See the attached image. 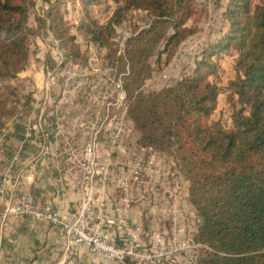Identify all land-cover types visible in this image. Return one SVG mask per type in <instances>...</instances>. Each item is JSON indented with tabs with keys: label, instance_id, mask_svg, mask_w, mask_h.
I'll return each instance as SVG.
<instances>
[{
	"label": "trees",
	"instance_id": "trees-1",
	"mask_svg": "<svg viewBox=\"0 0 264 264\" xmlns=\"http://www.w3.org/2000/svg\"><path fill=\"white\" fill-rule=\"evenodd\" d=\"M68 1L44 0L48 6L34 13L30 24L31 0H0V125L17 107L14 86L7 83L10 91L4 95L2 84L26 67L32 38L49 31L78 62L85 56L79 55L77 35L105 47L114 72L124 73L128 112L140 142L180 162L198 218L194 240L205 245L200 263L264 264V0L255 10L253 0H228L225 31L214 45L171 85L147 91L141 87L155 75L153 65L165 68L196 33L190 21L195 0H70L79 1L83 13L73 24L60 12L61 2ZM101 2L106 9L114 5L105 23L94 16ZM137 10L151 20L146 27L134 26L124 53L118 54L114 26ZM233 45L238 51L233 64L242 74L228 82L238 107L226 127L209 119L221 91L220 60ZM47 62L52 65L49 55Z\"/></svg>",
	"mask_w": 264,
	"mask_h": 264
},
{
	"label": "built area",
	"instance_id": "built-area-1",
	"mask_svg": "<svg viewBox=\"0 0 264 264\" xmlns=\"http://www.w3.org/2000/svg\"><path fill=\"white\" fill-rule=\"evenodd\" d=\"M48 37L54 44L52 65L41 58L46 77L43 100L38 105L43 114L46 103L55 100L62 112L50 133L55 154L63 158L65 177L75 186L80 201L68 211L51 203L39 204L30 187L31 173L21 172L9 190L0 189V217L27 216L46 221L57 228L64 253L86 248L96 256L95 264H201L205 245L194 240L196 210L183 197L188 192V181L178 159L140 142V133L128 112L124 73L114 72L104 47L93 48L87 42L91 48L86 60L78 62L66 54L49 31ZM128 37H112L119 45L118 54L124 53ZM186 41L178 49L176 60L180 56L188 62L193 54L195 40ZM186 64L191 67L190 62ZM188 68L180 72L171 66L163 70L168 73L147 79L141 89L169 86ZM33 129L25 126L26 140ZM3 149L2 135L0 151ZM43 152L47 153V148ZM105 187L118 191L112 209L102 199ZM132 207L150 219L160 216L171 230L158 232L157 228L148 233L136 221L129 223L124 212ZM110 212L117 217L110 218Z\"/></svg>",
	"mask_w": 264,
	"mask_h": 264
},
{
	"label": "crops",
	"instance_id": "crops-1",
	"mask_svg": "<svg viewBox=\"0 0 264 264\" xmlns=\"http://www.w3.org/2000/svg\"><path fill=\"white\" fill-rule=\"evenodd\" d=\"M223 33L224 31L219 38ZM35 43L38 47L30 51L26 67L17 73L16 78L6 82L16 88V93L23 94L15 101L16 111L3 119L0 125V137H4V149L0 151V189L9 190L18 174L30 172V187L37 202L51 203L54 207L59 206L68 211L78 204L80 194L65 177L63 158L55 154L56 146L50 133L57 115L62 112L58 111L55 100L46 103L43 114L38 105L43 100L46 77L41 58L48 60L51 52H44L38 42ZM55 87L52 92L56 91L57 86ZM53 98H56L54 94ZM26 125L34 126L29 140L24 138ZM44 147L47 148V153L43 152ZM102 190L105 206L112 209L119 197L118 191H113L110 187ZM183 197L189 201L188 192ZM108 214L110 218L117 217L114 212ZM124 217L129 223L136 221L141 224L148 233L157 228L158 232L163 229L171 230L170 224L160 216L150 219L136 207L126 210ZM60 242L57 228L46 221L27 216L16 219L0 217V264H95L96 256L86 248L64 253Z\"/></svg>",
	"mask_w": 264,
	"mask_h": 264
},
{
	"label": "rangeland",
	"instance_id": "rangeland-1",
	"mask_svg": "<svg viewBox=\"0 0 264 264\" xmlns=\"http://www.w3.org/2000/svg\"><path fill=\"white\" fill-rule=\"evenodd\" d=\"M31 2L32 3L30 4L29 7L30 24L33 23L34 13L36 12L42 13L43 10L48 6V4L44 2V0H31ZM195 2L197 4V11L194 14V16L190 18L191 19L190 21L193 20V23H195L197 27V31L193 36H190L188 39H186L188 41L192 39L195 40V42L192 43L194 44V49H193L194 52L188 58L189 60L188 62H190V66H192L197 59L201 58L200 55L198 56L199 53H201L204 49L208 48L209 46L214 45L215 41L219 38L221 33L225 31V25H226V20L223 17V12L225 10L227 0H195ZM259 3H260L259 0H253L252 6L254 10L256 9ZM96 6L97 7H95V9L97 10V12L94 13V16L100 23H105L107 18L110 16V14L113 11L114 5L109 4L108 9H106L107 3L101 2ZM80 8L81 5L79 4V1H76L73 4L69 0L68 2H66V4L62 2L60 4V12L68 24H73L75 23V21L76 23H78V21L83 15ZM127 18H128L127 20L123 21L120 24H116L114 26L115 32L113 36L119 38L122 35L130 36L133 32L134 26L137 25L139 28L146 27L151 20V18L146 14V12L140 10L132 11L129 15H127ZM117 31L120 33H117ZM36 38H38V41L36 40ZM186 40L184 41L185 43L187 42ZM75 41L80 45L79 55L80 57L85 56V59L84 57L82 59L83 61H85L86 53L89 52L91 45L85 42V40L78 35L76 36ZM35 42H38L39 47L44 52L53 51L54 44L49 39L48 35L40 34L30 40L29 56H30V51L38 47ZM184 42L181 44L182 48L185 46ZM118 46L119 45L117 43L113 45V47H115L116 49L118 48ZM92 47L98 48L93 44ZM177 52L178 50L171 58V63L166 65L165 68L161 70L157 69V66L153 63L154 64L153 68L155 70V75L153 77L158 78V76L161 75L162 73H168V72H163V70L165 69V71H167L171 66L172 67L174 66L180 72L188 68V64L183 65L184 63H188L187 59L183 61L179 56L178 60H176ZM106 53H108V49L106 50ZM237 55H238L237 47L233 45L232 48L225 53L224 59L220 60V64H221L220 75L222 77V80L219 86L221 88V91L218 96L217 107L209 119L210 122L220 120L226 127L232 126V114L235 111V109L238 107L237 96L232 92V88H229L228 86L229 80H235V78H237L238 76V73L242 74V71H238L233 64ZM154 60L155 57H152L150 59L151 62H153ZM157 80L158 79H156V81ZM14 89L16 90V88ZM153 89H157V86H153ZM2 90L4 95H7L9 93L10 88L8 87L7 83L2 84ZM22 94L23 93L21 92L16 93L12 96V99H18L20 95L22 96Z\"/></svg>",
	"mask_w": 264,
	"mask_h": 264
}]
</instances>
